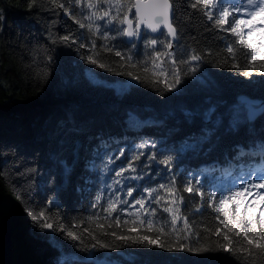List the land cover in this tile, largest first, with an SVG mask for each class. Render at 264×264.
Returning <instances> with one entry per match:
<instances>
[{
    "label": "trees",
    "instance_id": "1",
    "mask_svg": "<svg viewBox=\"0 0 264 264\" xmlns=\"http://www.w3.org/2000/svg\"><path fill=\"white\" fill-rule=\"evenodd\" d=\"M190 2L173 0L178 39L169 51L178 61L193 54L202 60L191 62L198 65L195 73L188 72V64H179L182 82L167 90L155 82L151 71L142 70L143 62L154 55L148 41L159 35L144 33L141 40L129 42L115 31L124 26L108 24L107 18L96 21L100 33L90 32L76 22L87 23L85 17L96 11L87 8V0L79 6L74 0H0V190L7 196L6 210L12 221L14 264H264V249L248 245L242 234L229 233L235 254L219 250L227 230L211 209L195 211L201 203L195 192H183L189 180L193 185L199 182L206 193L223 190L241 174L264 164L258 147L264 142V112L249 121L237 100L245 94L264 103V75L254 72L250 79L242 75L243 50L237 53L242 67L232 68L226 45L235 37L215 28ZM129 17L133 19L134 9ZM105 34L115 39L105 40ZM64 36L71 41L61 42ZM108 48L133 60H122ZM155 50L164 52L165 48L158 41ZM89 55L111 71L89 63ZM161 61L167 69L168 58ZM255 63L256 72L264 71L259 60ZM127 72L140 79L134 80ZM142 143L148 146L140 149ZM241 149L245 155H240ZM140 152V159L133 161ZM153 154L155 160L150 159ZM167 156L173 157L170 170L158 163ZM129 162L136 172L115 176ZM173 177L174 191L184 197L178 215L186 216L191 225L188 232L198 235L183 239L187 233L180 232L184 224L179 219L176 235H165L160 242L180 236V243L193 249L207 246L212 250L169 252L118 239L155 237L142 229L128 232L123 224L109 227L108 223L117 215L122 221L131 219L140 207H131L135 199L147 200L143 190L167 185ZM115 180L121 183L116 185ZM129 187L135 189L132 197L126 195ZM160 195L169 203L177 198L164 190ZM117 196L127 201L119 206L125 211L105 220L107 201ZM164 204L162 200L145 205L156 209L153 219L158 225L170 218L163 211ZM40 211L54 229L63 225L78 239L66 231L40 227L30 215ZM255 215L259 218V210ZM217 227L221 228L219 237L214 234ZM113 231L116 236L110 234ZM165 231L169 232L167 226ZM92 244L97 247L87 250Z\"/></svg>",
    "mask_w": 264,
    "mask_h": 264
},
{
    "label": "snow or ice",
    "instance_id": "2",
    "mask_svg": "<svg viewBox=\"0 0 264 264\" xmlns=\"http://www.w3.org/2000/svg\"><path fill=\"white\" fill-rule=\"evenodd\" d=\"M34 2V0H33ZM74 3L79 6L82 0H74ZM102 5H107L106 8ZM244 5L241 6L237 0H191L189 6L192 9H200L204 12L207 20L212 21L215 28L230 33L235 40L232 43L226 45V51L231 55L233 63L232 68H241L242 65L237 59V53L243 50L242 56L244 59L242 75L252 77L254 72L258 75H264V71L256 72V63L259 60V68L264 69V0H244ZM88 9H96V11H90L85 17L87 23L76 21L80 24V27L87 28L90 32L95 31L96 33L101 32V25L97 24L96 21H103L107 18L108 24H118L124 27L116 28L117 34L128 37L136 38L141 35V26L143 25L146 29L152 33H158L159 36L148 41V46L153 48L154 55H150L147 61L143 62V72H152L156 83H163L167 90H173L182 82L181 71L178 67L179 64H188V72L195 73L198 70V65H193L191 62H200L202 57L199 55H191L188 60H177L175 53L170 52L172 49V41L178 39L177 25L174 23V3L173 0H87L86 4ZM211 6L212 10H209ZM59 7L63 8L61 4ZM134 12L133 19H129V15ZM67 11V9L65 10ZM71 15V13H68ZM215 16V19H214ZM75 20V17H73ZM170 37V39H168ZM105 40L115 39V36L104 35ZM61 42L71 41V37L64 36L60 38ZM165 48L164 52L156 51L155 46L157 43ZM55 43V41H53ZM234 45L236 47H234ZM80 47H87V45H80ZM93 48L95 44L93 43ZM107 51H115L117 57H121L122 60L132 61L131 55L122 53L121 51L115 50L114 48H108ZM162 57H167L169 61V67L167 69L162 67ZM87 61L91 64L97 65L101 69L111 71L109 66L104 63H100L96 58L89 55L86 57ZM158 61L160 63H158ZM151 66V68L149 67ZM132 67H137L136 63H132ZM159 69V71H157ZM131 76L134 80L140 79L139 76L133 75L132 72L126 73ZM171 77L169 82L168 77ZM163 78V79H161ZM211 110L209 112V115ZM249 118H252L250 113ZM209 134H206L204 139L208 138ZM146 143L139 145L140 149L147 147ZM187 147H194V145H188ZM259 152L264 156V142L259 144ZM183 150V149H182ZM123 151L120 152V156H123ZM143 155L142 152L134 155L132 160H139ZM240 155H245L243 149L240 151ZM151 160H155V154L150 157ZM173 157L167 156L164 159L158 161L159 164L165 165L166 169L170 170L172 165ZM109 163H114V160H110ZM108 171L107 166L104 169ZM127 171L133 173L136 172V168L132 162H129L127 167L120 168L119 171L115 172V176L123 177V174ZM132 179H140L141 177H130ZM120 180H115L114 184L119 185ZM203 186L197 182L193 185L191 180L185 182L183 186V192L193 193L200 198V206L195 211H201L203 208L211 209L216 213V220L219 221L220 225L227 231L223 232V243H218L219 250L235 254L236 249L230 247L233 244V238L229 233L236 237L243 235L244 240L250 246H254L257 249H264V192L260 189H264V168H257L249 173V179L245 182H233L231 187L223 190L213 189L207 193L202 191ZM160 190H164L170 195H176L169 203L165 197L160 195ZM175 177L171 179L169 184H159L158 188H147L144 189L147 193V200L144 197L135 199L133 208L139 205V209L136 212L131 213V219L121 220L120 215H117L111 219L108 223L109 227L121 226L123 224L127 227L128 232L137 231L142 229L145 233H155V237L152 238L149 235H138L137 237L132 236H118L117 238L122 241H131L135 244H141L146 247H155L164 249L166 251H197L207 252L210 249L207 246H200L195 249L189 247L185 243H180V236H176L175 241L171 242H160L161 237L165 235H176L177 230L175 224L177 220L183 219L184 227L180 229V232L187 233L183 236V239L187 240L189 235L196 236L197 233H189L191 225L188 223V218L181 217L178 215L180 212V204H183L184 197L178 195L175 191ZM135 189L129 187L126 195L128 197L133 196ZM217 191L220 192L217 197ZM249 201V197H253ZM101 196H97L96 200L100 201ZM164 200L163 211L170 215L169 220L166 224L154 223V217L156 216L155 208H146L145 205L149 201L153 204H160ZM121 204H127L126 200H120L117 196L116 199H109L107 201V207L104 211L108 214V217L112 216L114 212H124L125 209L120 208ZM235 206L234 208L232 206ZM175 206V207H173ZM243 209V213L241 210ZM259 210V218L256 217L255 212ZM32 219L36 221L40 227L50 230L66 231L67 235L73 239H78L74 236L73 232L66 229L63 225L59 228L54 229L53 223L50 222V218L46 217L45 212H30ZM223 217V219H221ZM98 220L99 217H94ZM166 226L169 228V232L166 233ZM98 227L104 228L103 224H99ZM112 236H116V232L110 233ZM217 237L221 236V228L217 227L214 233ZM251 234V235H250ZM99 242H97L98 244ZM97 244H92L89 249L91 250L97 247ZM100 247L107 248L109 245L101 244ZM240 251H248V249H240Z\"/></svg>",
    "mask_w": 264,
    "mask_h": 264
},
{
    "label": "water",
    "instance_id": "3",
    "mask_svg": "<svg viewBox=\"0 0 264 264\" xmlns=\"http://www.w3.org/2000/svg\"><path fill=\"white\" fill-rule=\"evenodd\" d=\"M135 12V10H134ZM174 16V12H173ZM129 19H132L129 17ZM144 33L150 34L151 36H158V33H152L150 30L146 29L143 25L141 26V35L136 38L126 39L129 42L135 39L141 40ZM177 40V39H176ZM176 40L172 41L175 42ZM237 100L244 105L245 115L249 121H254L257 117L264 112V103L260 99L252 98L245 94H240L237 96ZM250 113H252V118L250 119ZM7 196L4 192L0 190V264H14L13 259V229L12 221L8 216L7 207Z\"/></svg>",
    "mask_w": 264,
    "mask_h": 264
},
{
    "label": "rangeland",
    "instance_id": "4",
    "mask_svg": "<svg viewBox=\"0 0 264 264\" xmlns=\"http://www.w3.org/2000/svg\"><path fill=\"white\" fill-rule=\"evenodd\" d=\"M237 2L240 3V5L242 7L245 6L244 5V0H237ZM257 168H264V164L260 165V166L257 165L255 169H257ZM248 179H249V174H241V176L237 177L234 181L235 182H245L246 183L248 181ZM234 181H231L230 184L232 185ZM260 191L264 192V189H260ZM253 198H254V196L253 197H249L248 199L250 201Z\"/></svg>",
    "mask_w": 264,
    "mask_h": 264
}]
</instances>
